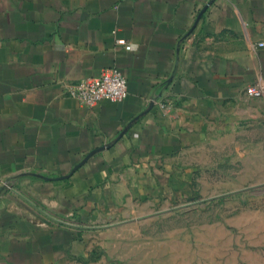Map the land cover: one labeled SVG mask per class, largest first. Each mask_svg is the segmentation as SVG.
<instances>
[{
	"label": "crops",
	"instance_id": "crops-1",
	"mask_svg": "<svg viewBox=\"0 0 264 264\" xmlns=\"http://www.w3.org/2000/svg\"><path fill=\"white\" fill-rule=\"evenodd\" d=\"M259 43L264 0H0V264L81 249L80 230L12 190L88 224L123 198L169 196L185 178L179 156L214 127L264 122V99L244 93L264 83ZM111 69L122 102L69 95Z\"/></svg>",
	"mask_w": 264,
	"mask_h": 264
},
{
	"label": "rangeland",
	"instance_id": "rangeland-1",
	"mask_svg": "<svg viewBox=\"0 0 264 264\" xmlns=\"http://www.w3.org/2000/svg\"><path fill=\"white\" fill-rule=\"evenodd\" d=\"M230 125L179 156L185 178L169 196L126 197L97 221H66L89 228L56 264H264V122Z\"/></svg>",
	"mask_w": 264,
	"mask_h": 264
},
{
	"label": "built area",
	"instance_id": "built-area-1",
	"mask_svg": "<svg viewBox=\"0 0 264 264\" xmlns=\"http://www.w3.org/2000/svg\"><path fill=\"white\" fill-rule=\"evenodd\" d=\"M116 43L124 46L126 50L129 49L123 40H118ZM257 46L263 47L264 43H259ZM68 93L86 106H93L102 101L119 103L127 96L126 79L120 71L111 69L96 78L79 80ZM244 93L249 99H264V83L248 86ZM3 187L12 190L7 183H4Z\"/></svg>",
	"mask_w": 264,
	"mask_h": 264
},
{
	"label": "water",
	"instance_id": "water-1",
	"mask_svg": "<svg viewBox=\"0 0 264 264\" xmlns=\"http://www.w3.org/2000/svg\"><path fill=\"white\" fill-rule=\"evenodd\" d=\"M95 153V151L89 153L85 160L86 161L91 155H93ZM12 192L18 196L20 199H22L25 203H27L28 205H30L33 209H35L38 213H40L42 216L46 217L47 219L51 220L52 222L68 227V228H72V229H76V230H85L88 229L89 227L83 226V225H77V224H71L69 222L60 220L55 218L54 216L48 214L46 211H44L43 209H41L40 207H38L36 204H34L33 202H31L30 200H28L27 198H25L24 196H22L20 193H18L15 190H12Z\"/></svg>",
	"mask_w": 264,
	"mask_h": 264
}]
</instances>
